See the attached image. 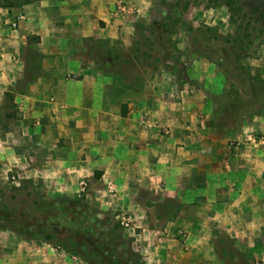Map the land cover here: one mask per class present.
<instances>
[{
  "label": "rangeland",
  "instance_id": "rangeland-1",
  "mask_svg": "<svg viewBox=\"0 0 264 264\" xmlns=\"http://www.w3.org/2000/svg\"><path fill=\"white\" fill-rule=\"evenodd\" d=\"M87 2L91 4L94 0ZM114 2L109 20L87 18L100 28L101 37L83 41V63L94 64L107 74L101 84L113 83L117 87L100 88L101 100L111 96V114L121 117L126 103H130L129 89L125 87L134 82L151 86L163 82L167 87L166 100L181 97L185 90L206 95L211 107L209 123L197 107L192 106L191 113H195L199 124L204 121L203 133L213 132L216 136L213 144L218 150L224 147L232 150L241 142L246 143L242 138L246 126L254 122L263 126L264 0H239L233 6L226 5L230 0ZM247 20L255 23L254 30L258 28L261 32L250 33ZM108 24L115 27L113 38ZM126 36L133 38L132 45L124 44ZM30 38L36 37H27L18 61L12 62L15 66H11L14 67L11 81L8 78L0 81V208L13 197H17L14 201L17 214L42 197L50 200L61 196L84 197L97 210L104 225L101 229L114 228L121 236L119 241L115 240L114 249L116 254L123 255L126 264H264V197L257 211H250L252 205L241 204L238 214L231 217L222 214V206H215L218 215L204 211L202 221L180 225L175 236L170 237L164 229L182 206L149 201L143 212L131 215L118 207L115 197L118 189L110 191L95 174L93 182L85 178L84 184L57 190L56 178L46 168L52 167L47 163L49 158L64 149L53 138L58 131H54L57 122L51 120L52 110L58 102L53 94L44 92L43 84L30 87L42 78L44 59H50L34 45L37 41ZM67 77L78 81L77 76ZM135 110L142 111L140 107ZM34 112L38 116L34 117ZM186 123L188 127L191 122ZM170 130L161 127L160 133L168 136ZM182 130L185 134L195 133L190 127ZM195 130L198 132L199 127ZM21 231L20 236L11 229L0 228V239L9 241L16 235L34 246L45 245L53 264H87L67 253L61 244L44 241V233L35 235L34 229L30 233ZM167 240L175 241V251L166 252L170 246L166 247Z\"/></svg>",
  "mask_w": 264,
  "mask_h": 264
},
{
  "label": "crops",
  "instance_id": "crops-1",
  "mask_svg": "<svg viewBox=\"0 0 264 264\" xmlns=\"http://www.w3.org/2000/svg\"><path fill=\"white\" fill-rule=\"evenodd\" d=\"M114 4V0H94L91 4L87 0H40L21 8H0V81H11L12 62L18 61L30 35L36 37L32 39L37 41L34 45L50 58L43 61L38 84L30 87L43 84L44 92L53 94L58 102L52 110L51 120L57 122L54 131H58L53 138L64 149L49 158L47 163L52 167L46 168L56 178V189L74 188L84 184L85 178L93 182L95 174L110 191L118 189L117 205L131 215L143 212L149 201L182 206L164 229L170 237L180 225L202 221L207 212L218 215L213 209L218 205L224 210L222 214L230 217L238 214L241 204L252 205L250 211H257L264 197V145L241 142L236 149H216V136L203 133L204 121L199 124L191 113V107H197L209 123L211 107L206 95L185 90L181 97L166 100L165 83L151 86L134 82L125 87L131 101L121 117L110 113V94L101 100L100 88L117 87L101 84L107 74L94 64L83 63V41L101 37L100 28L87 18L109 20ZM16 21L18 27L13 29L11 24ZM109 28L113 38L115 27ZM131 39L124 37V44L132 45ZM68 75L77 76L78 81L69 80ZM136 107L142 111L136 113ZM32 115L38 116L36 112ZM141 115H146L154 127L140 126ZM186 121L191 122L188 127ZM161 127H169L171 134H161ZM189 127L194 134L183 133L182 129ZM243 130L244 140L264 136V124L254 122ZM174 242L167 240L166 247L170 246L166 252L175 251ZM0 264L53 262L45 245L34 246L12 235L9 241L0 239Z\"/></svg>",
  "mask_w": 264,
  "mask_h": 264
},
{
  "label": "trees",
  "instance_id": "trees-1",
  "mask_svg": "<svg viewBox=\"0 0 264 264\" xmlns=\"http://www.w3.org/2000/svg\"><path fill=\"white\" fill-rule=\"evenodd\" d=\"M37 1L40 0H0V8H21ZM238 1L230 0L226 5L233 6ZM253 27L255 23L247 20L246 28L250 33L261 32ZM15 200L17 197L0 208V228L11 229L20 236L23 233L21 230L30 233L34 229L35 235L44 233V241L61 244L67 253L82 258L87 264H126L123 255L116 254L114 249L115 240L119 241L121 236L114 228L108 231L101 229L104 225L98 218L97 210L90 207L84 197L61 196L54 200L42 197L41 201L34 200L18 214ZM69 208L73 211L69 212ZM121 245L118 244L119 247Z\"/></svg>",
  "mask_w": 264,
  "mask_h": 264
},
{
  "label": "built area",
  "instance_id": "built-area-1",
  "mask_svg": "<svg viewBox=\"0 0 264 264\" xmlns=\"http://www.w3.org/2000/svg\"><path fill=\"white\" fill-rule=\"evenodd\" d=\"M19 19H22V18L19 17ZM11 27L13 29H17L18 21L12 23ZM138 123L140 126L144 128L151 129L154 127V124L149 122V118L146 115H141L140 118L138 119ZM165 133H168V132L166 131ZM244 142H248V143L256 144V145H264V136H261V135L248 136L245 138Z\"/></svg>",
  "mask_w": 264,
  "mask_h": 264
}]
</instances>
